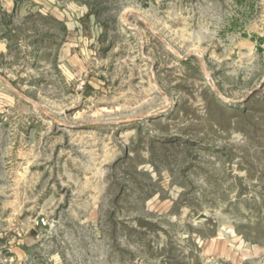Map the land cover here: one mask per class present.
Segmentation results:
<instances>
[{"label": "rangeland", "instance_id": "1", "mask_svg": "<svg viewBox=\"0 0 264 264\" xmlns=\"http://www.w3.org/2000/svg\"><path fill=\"white\" fill-rule=\"evenodd\" d=\"M13 1L0 264H231L205 240L264 247V83L233 102L264 78V0ZM52 10L77 31L79 76Z\"/></svg>", "mask_w": 264, "mask_h": 264}, {"label": "crops", "instance_id": "2", "mask_svg": "<svg viewBox=\"0 0 264 264\" xmlns=\"http://www.w3.org/2000/svg\"><path fill=\"white\" fill-rule=\"evenodd\" d=\"M3 6L7 12H11L15 7V2L13 0H5ZM48 16L57 22L63 23L66 28V41L59 50V58L65 62L73 74L77 76L83 74L85 66L82 54L80 55L77 51L78 46L75 40L77 31L73 29L71 17L57 10L50 11ZM80 50L84 53L82 48ZM202 253L207 257L215 258V260L220 259L231 264H239L247 259L262 256L264 254V247L260 245L236 247L224 236H212L205 240Z\"/></svg>", "mask_w": 264, "mask_h": 264}, {"label": "water", "instance_id": "3", "mask_svg": "<svg viewBox=\"0 0 264 264\" xmlns=\"http://www.w3.org/2000/svg\"><path fill=\"white\" fill-rule=\"evenodd\" d=\"M207 80L208 82L211 84L212 88L214 89L213 85H212V82L210 80L209 77H207ZM264 83V78L260 81V83L258 84L257 87H255L254 89H252L245 97L241 98L240 100H237V101H233V102H237V103H240V102H243L244 100H246L254 91H256L262 84ZM215 92L217 94L218 91L216 89H214ZM154 115L153 111L151 112H148L147 114L145 115H141V116H137V118H142V117H145V118H149V117H152ZM66 126H69V127H77L76 125H66ZM137 224L140 225V226H144V225H155L152 221L148 220V219H144V218H138L137 219ZM36 225L39 226V225H42L44 228H49V225L46 223L45 221V218L43 216H39L36 218Z\"/></svg>", "mask_w": 264, "mask_h": 264}]
</instances>
